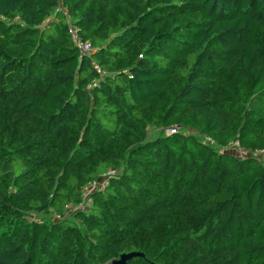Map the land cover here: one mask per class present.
<instances>
[{"label": "trees", "instance_id": "trees-1", "mask_svg": "<svg viewBox=\"0 0 264 264\" xmlns=\"http://www.w3.org/2000/svg\"><path fill=\"white\" fill-rule=\"evenodd\" d=\"M261 150L264 0H0V264H264Z\"/></svg>", "mask_w": 264, "mask_h": 264}, {"label": "built area", "instance_id": "built-area-1", "mask_svg": "<svg viewBox=\"0 0 264 264\" xmlns=\"http://www.w3.org/2000/svg\"><path fill=\"white\" fill-rule=\"evenodd\" d=\"M69 33L71 34V36L74 39V42L76 44V46L78 47L79 51L82 53H91L92 52V48L91 45L88 41H84L81 40L77 37V34L74 30V28H69ZM167 133H176V132H183L184 134L189 133V130H185L182 129L181 126L179 125H171L170 127H168L166 129ZM205 140H209L208 136H204ZM229 145L235 146L237 148V150H235L239 155H243L245 153H247L246 149L240 147L237 143V141L234 142H230ZM113 171L111 169H109L105 174H103L101 177H99L97 180H94L90 183H88L87 185H85L82 189L83 191V198L86 199V197L88 196V194L94 190L95 188H103L107 183H108V174L112 173ZM81 207V204H80ZM68 209L70 210L71 208L68 207Z\"/></svg>", "mask_w": 264, "mask_h": 264}, {"label": "water", "instance_id": "water-1", "mask_svg": "<svg viewBox=\"0 0 264 264\" xmlns=\"http://www.w3.org/2000/svg\"><path fill=\"white\" fill-rule=\"evenodd\" d=\"M140 254L141 253L135 252V251L128 252V253H122L119 256L118 259L112 261V264H124L125 263V260L129 259L131 256H133V255H140Z\"/></svg>", "mask_w": 264, "mask_h": 264}, {"label": "rangeland", "instance_id": "rangeland-1", "mask_svg": "<svg viewBox=\"0 0 264 264\" xmlns=\"http://www.w3.org/2000/svg\"><path fill=\"white\" fill-rule=\"evenodd\" d=\"M189 131H191V130L189 129ZM225 150H227L229 152H234L235 150H237V148L235 146L229 145V146L225 147ZM256 156L258 157V159H261L264 161V150L258 151L256 153Z\"/></svg>", "mask_w": 264, "mask_h": 264}]
</instances>
